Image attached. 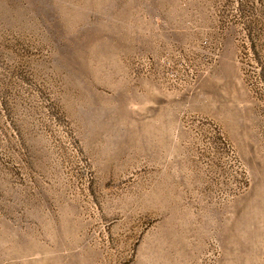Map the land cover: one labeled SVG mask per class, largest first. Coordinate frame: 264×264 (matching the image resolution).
Here are the masks:
<instances>
[{
  "label": "rangeland",
  "instance_id": "1",
  "mask_svg": "<svg viewBox=\"0 0 264 264\" xmlns=\"http://www.w3.org/2000/svg\"><path fill=\"white\" fill-rule=\"evenodd\" d=\"M0 264H264V0H0Z\"/></svg>",
  "mask_w": 264,
  "mask_h": 264
}]
</instances>
